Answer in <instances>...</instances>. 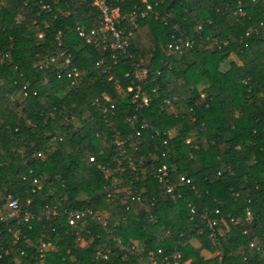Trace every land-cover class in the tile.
<instances>
[{"label": "trees", "instance_id": "1", "mask_svg": "<svg viewBox=\"0 0 264 264\" xmlns=\"http://www.w3.org/2000/svg\"><path fill=\"white\" fill-rule=\"evenodd\" d=\"M41 1L50 0H0V207L5 209L10 196L34 217L28 225L11 224L21 233L15 245L8 228L2 229L0 264H41L36 255L41 241L57 246L44 264H150L145 253L159 249L168 257L178 253L182 264H264V0H163L157 10L172 14L193 46L181 56L168 55L165 44L172 30L149 16L129 41L134 59L125 57L117 65L108 52L71 31L97 25L94 8L84 0H56L46 12ZM119 6L129 12L142 5L127 0ZM255 27L259 35L246 38ZM61 52L79 71L78 87L57 79V67L49 63ZM140 58L150 71L145 88L156 94L136 112L124 97L129 84L124 76ZM172 97L176 113L161 111ZM134 115L151 121L160 133L152 138L153 132H143V144L136 151L127 148L136 174L123 159L126 180L139 178L131 185L133 195H141L146 207L131 197L108 200L106 193L113 190L103 189L106 180L98 168L116 167L103 139H126L132 134L126 120ZM168 132L173 137L164 146ZM162 151L171 159H161ZM161 163L169 166L172 183L190 180L177 188L181 199L162 194L154 179ZM24 175L30 178L23 181ZM34 178L41 189L32 194ZM159 196L162 201L151 208L152 197ZM189 203L198 211L193 220ZM53 204H59L61 215L104 211L108 226L86 220L77 228L80 246L64 218L37 220ZM205 208L238 221L233 225L227 219L228 233L217 238L216 246L200 219ZM246 211L253 215L249 223ZM133 242L145 246L142 258L130 249ZM97 250L107 259L96 257ZM216 252L219 256H205Z\"/></svg>", "mask_w": 264, "mask_h": 264}, {"label": "built area", "instance_id": "2", "mask_svg": "<svg viewBox=\"0 0 264 264\" xmlns=\"http://www.w3.org/2000/svg\"><path fill=\"white\" fill-rule=\"evenodd\" d=\"M86 3L90 5V7L94 8L99 14V20L97 25H93V28L87 30L84 27H76L71 29L75 36L78 38L84 39L85 43L88 45H92L96 48H100L104 52H108L109 60L113 65H117L118 62L128 57L129 59H134L133 56L128 54L129 41L133 36V33L138 30L140 23L151 16L155 21H160L164 26L170 27L172 33L169 36L167 43L165 44V50L168 55L181 56L185 53L186 50L190 49L193 46L192 40H190L181 30L178 24L174 23L173 16L170 13H166L165 15H161L157 10L160 4H162L163 0H140L141 7L134 6V9L129 12H122L119 4L126 2L127 0H84ZM256 0H252V3H255ZM41 8L43 11L50 12L51 5L56 3V0H50L49 3H43L42 1ZM239 17H244L245 12L242 9L238 10ZM17 20L20 22V18ZM45 26V24H44ZM262 27V23H260ZM200 30V27L197 28ZM252 35H259V28L255 27L248 30L245 33L246 38H250ZM40 38L42 35L39 36ZM264 38V37H263ZM226 44H223L225 46ZM49 63L53 64L57 67V79H66L69 81V87H78L80 84L79 71L77 68L71 63L70 55L66 56L65 52H61L57 57H51L49 59ZM103 63L101 60L97 63V67ZM143 59H137V61L133 62L130 67V70L125 74V78L128 80V86L125 91V96L129 98V104L132 105L136 112H140L143 109L147 108L152 100L151 95L156 94V89H152L148 92L145 88V84L149 80L150 71L144 67H142ZM109 69L104 70L103 73L108 74ZM157 75H160V72H156ZM112 77H108V81H111ZM245 84V82H244ZM116 88H119V85L116 83ZM206 94L201 93L200 97L205 98ZM24 97H27V94L24 93ZM107 100V99H106ZM99 100H95V104L98 105ZM177 98H167L163 101L161 106V111H171L172 113H176ZM111 109L114 106L110 107ZM127 123L129 124L132 134H130L126 139H120L119 137H114L113 139L108 140L107 138L103 139V145L106 146L111 152L114 153L116 159H114L115 168L110 169L101 165H98L101 173L104 175L106 180V185L103 187L104 190H107V186L112 188V191H107L106 198L111 202H114L115 199H120L121 201H125L131 197L132 201H136L142 207H146L144 202L141 199V195H133V191L131 190V185L138 183V176H134L135 178L128 182L125 177L126 175V167L123 165V159L127 161V169L136 174L138 169L131 158V156H127V148H133L132 150L136 151L140 145L143 144L142 133L143 132H153L152 138L159 137L160 133L158 131L153 130V124L151 121H147L144 118L138 117L134 115L130 118H127ZM169 133V137L167 140L163 141V145L167 146L169 144V138L171 139L173 135L171 132ZM132 142V143H131ZM192 139H188L186 144H190ZM161 159L169 160L171 159V155L169 152L162 151ZM38 158H41V154H37ZM91 162L94 159H90ZM170 169L166 163H161L159 167H157L154 179L162 185V194L164 197L173 198V199H181L182 193L177 190L178 187L183 185H190V180L185 177L179 178V183L174 184L170 180ZM31 174V171L29 172ZM220 174H218L219 176ZM28 176V177H27ZM24 175L22 180L30 178V175ZM32 184L35 186L32 189V194L37 193L41 188L39 186L38 180H31ZM130 184V185H128ZM192 189H194L192 187ZM237 196V195H235ZM161 196L158 198L152 197L151 208H156L160 201ZM165 201V200H164ZM190 209V220H193V216L198 215V211L192 206L191 203L188 204ZM4 208L0 207V235L2 233V229L8 228V233L12 234V245H15L21 236V233L18 229L13 230L11 224L13 222L17 225H28L33 219V215L26 209H23L19 204L17 199H13L10 196L7 198L6 203L4 204ZM59 204L46 205L42 209V213L38 216L37 220H44L46 222H50L51 220H55L57 218H64L65 223L68 227L73 229V235L77 238V243L81 242V238L79 235V230L77 229L79 225L81 228L83 227V223L86 220L96 221L101 224L103 228H107L108 226V216L104 211H95L91 209L86 210H69L65 211L64 215L60 213ZM146 213L148 214L150 221H153L154 216L150 213L148 209L144 208ZM200 219L205 223V227L209 231V240L211 243L216 246L217 238L220 236H224L228 233V222L227 219L230 220L231 224L237 225L238 221H234L228 216L227 218L221 216V212L219 209H215L212 213H209L208 209H203L200 214ZM253 220V215L246 211L244 215L245 222H251ZM54 232V228L51 229ZM168 234V231L164 232ZM247 231H244L243 234H246ZM123 249L121 241L118 242ZM132 245L130 249L136 254L143 255L144 245ZM253 247V244L250 245ZM57 246L52 244L51 241L43 242L36 247V255L37 259L41 264H44L46 261V256L48 253L56 252ZM220 252H218L219 256ZM150 264H158V259H160V264H182L181 258L178 253H174L172 256H164L162 250L149 251L145 253ZM96 257H101L103 260L107 259V256L104 255L100 250H97ZM142 258V256H140ZM183 264H187L186 262Z\"/></svg>", "mask_w": 264, "mask_h": 264}, {"label": "rangeland", "instance_id": "3", "mask_svg": "<svg viewBox=\"0 0 264 264\" xmlns=\"http://www.w3.org/2000/svg\"><path fill=\"white\" fill-rule=\"evenodd\" d=\"M191 244L195 247V248H198L199 247V243L197 244V242L195 241H192ZM79 245L80 246H83L84 245V242L81 241L79 242ZM132 245V244H131ZM133 245H138L140 246V243L138 244L137 242H133ZM218 255V252L214 253V254H206L205 256L208 257V258H212V257H216ZM187 264H189V262H186Z\"/></svg>", "mask_w": 264, "mask_h": 264}]
</instances>
